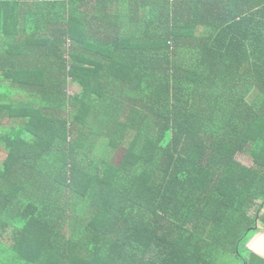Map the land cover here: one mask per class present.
Listing matches in <instances>:
<instances>
[{
	"label": "trees",
	"instance_id": "16d2710c",
	"mask_svg": "<svg viewBox=\"0 0 264 264\" xmlns=\"http://www.w3.org/2000/svg\"><path fill=\"white\" fill-rule=\"evenodd\" d=\"M59 12L0 56V264H264V0Z\"/></svg>",
	"mask_w": 264,
	"mask_h": 264
},
{
	"label": "crops",
	"instance_id": "0c3cea01",
	"mask_svg": "<svg viewBox=\"0 0 264 264\" xmlns=\"http://www.w3.org/2000/svg\"><path fill=\"white\" fill-rule=\"evenodd\" d=\"M68 3L69 0H0V56L5 54L6 40L32 36L37 22L47 18L52 22L58 20L59 9L63 5L67 7ZM8 81L0 69V86H5ZM260 241H251L247 247L257 256L264 257V240Z\"/></svg>",
	"mask_w": 264,
	"mask_h": 264
},
{
	"label": "rangeland",
	"instance_id": "374dc122",
	"mask_svg": "<svg viewBox=\"0 0 264 264\" xmlns=\"http://www.w3.org/2000/svg\"><path fill=\"white\" fill-rule=\"evenodd\" d=\"M78 90H79V87L76 84L69 83L68 86H67L68 93L73 94V93L77 92ZM16 97H18V96H16ZM4 155H5L4 152H1L0 151V161L2 160V158L4 157ZM235 158L239 162H241L242 164H244V165H248V166H251L252 165L251 158L246 153H244V152H238L236 154ZM249 238H250V241L258 242V243H259L260 240H264V236L262 234L261 235L260 234L258 235V234H255V233L251 234L249 236ZM260 242H262V241H260ZM232 257L233 256H224L223 258L226 259V260L227 259L229 260V258H232Z\"/></svg>",
	"mask_w": 264,
	"mask_h": 264
}]
</instances>
